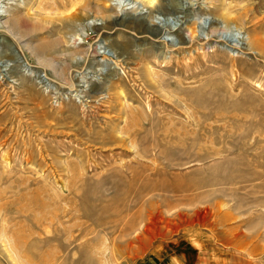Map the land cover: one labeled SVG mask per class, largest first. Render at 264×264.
<instances>
[{"label":"rangeland","instance_id":"obj_1","mask_svg":"<svg viewBox=\"0 0 264 264\" xmlns=\"http://www.w3.org/2000/svg\"><path fill=\"white\" fill-rule=\"evenodd\" d=\"M262 42L264 0H0V264H264Z\"/></svg>","mask_w":264,"mask_h":264},{"label":"bare ground","instance_id":"obj_2","mask_svg":"<svg viewBox=\"0 0 264 264\" xmlns=\"http://www.w3.org/2000/svg\"><path fill=\"white\" fill-rule=\"evenodd\" d=\"M71 7H72V5H70ZM73 6H75V5H73ZM66 8V7H65ZM73 10V9H72ZM77 10L76 9H74L73 11H71V13L66 17L67 19H69V20H73V17H75V12H76ZM17 17V16H16ZM16 20H14V28H15V26L16 25H18L19 26V28L22 26V21L20 20L21 18H15ZM116 19H109L108 21L110 22V23H114V21H115ZM12 24V23H11ZM13 26V25H12ZM22 28V27H21ZM19 31H21L20 29H18ZM41 32V31H40ZM145 32H147V33H150V31H147V30H145ZM255 40V39H254ZM254 40L252 39V41H251V46H256V44L257 43H255L254 42ZM260 41V40H259ZM60 42V41H59ZM50 43V42H49ZM54 43H56L55 45H57V42H56V40L54 41ZM61 43V42H60ZM262 43H264V42H262ZM45 46V45H44ZM48 46V45H47ZM51 46V45H50ZM54 46V45H53ZM57 46H59V44L57 45ZM46 48V47H45ZM260 48V47H259ZM49 49V48H48ZM47 49V50H48ZM263 49V48H262ZM260 51H261V49H260ZM77 53V52H76ZM75 54V53H74ZM70 87H74V83L73 82H71L70 83ZM92 92H97L96 94H98L99 92H102V90H101V88L99 87V85H95L94 87H93V91ZM100 94V93H99ZM132 124V123H131ZM134 126V125H133ZM107 135V134H106ZM115 140V139H114ZM113 140V141H114ZM123 141V140H122ZM109 142H112L111 140H109ZM140 222V221H139ZM137 224H139L138 222H137ZM136 228H137V231H139V232H141L140 230H139V228H140V226L138 227V226H136ZM136 228H135V230H136ZM136 233V232H135ZM138 234V233H137Z\"/></svg>","mask_w":264,"mask_h":264}]
</instances>
